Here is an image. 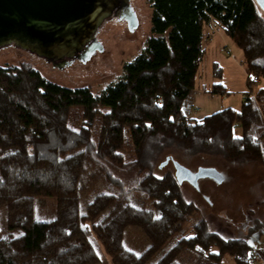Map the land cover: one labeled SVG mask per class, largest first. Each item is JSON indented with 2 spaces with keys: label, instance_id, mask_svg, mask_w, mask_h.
Returning a JSON list of instances; mask_svg holds the SVG:
<instances>
[{
  "label": "trees",
  "instance_id": "16d2710c",
  "mask_svg": "<svg viewBox=\"0 0 264 264\" xmlns=\"http://www.w3.org/2000/svg\"><path fill=\"white\" fill-rule=\"evenodd\" d=\"M150 3L144 52L100 92L60 86L28 63L0 66V264H179L185 250L197 264L226 256L253 264L249 240L264 231V218L238 239L205 218L187 229L198 208L172 172L159 178L154 166L170 150L264 166V133L254 135L262 117L250 95L239 110L184 113L213 25L243 52L248 87L264 81V12L255 0ZM209 93L227 91L215 84ZM132 171L134 185L117 176ZM47 198L55 215L42 220L36 211ZM130 230L146 238L142 249L128 244Z\"/></svg>",
  "mask_w": 264,
  "mask_h": 264
},
{
  "label": "rangeland",
  "instance_id": "374dc122",
  "mask_svg": "<svg viewBox=\"0 0 264 264\" xmlns=\"http://www.w3.org/2000/svg\"><path fill=\"white\" fill-rule=\"evenodd\" d=\"M137 10L139 25L135 33H128L124 25L108 23L105 30L98 35L103 42L104 53L91 63L81 64L78 60L59 70L45 58L25 50L15 44L0 48V66H18L22 63L31 64L44 78L67 88H91L100 92L114 83L122 75L126 63L132 62L140 56L146 42L152 35V8L150 0H132ZM215 25L207 28L203 47L204 58L196 80V89L191 92L184 103V113L188 116L197 112V119H202L217 111L226 108L240 109L247 95L256 103L262 120L254 131L255 136L264 133V95L262 100L257 96L264 89V81L248 87V74L241 49ZM211 34V38L208 35ZM215 84H222L227 93L224 95L203 93V87L213 88ZM235 134L241 136L239 127ZM174 159L191 171L197 169H215L224 176L223 184L211 179H203L196 190L188 183L182 185V192L187 201L193 202L198 208L194 218L186 226L205 218L211 230L225 238L245 237L249 226L257 217L264 218V207L261 203L264 198V166L259 162L246 165H233L222 158L201 155L194 158H184L174 151H167L154 166V173L161 178L169 171L175 176V168L171 160ZM117 176L134 185L137 180V171L129 173L117 172ZM91 198L88 197L86 201ZM55 202L51 198L41 200L36 215L42 220H50L55 215ZM4 213L0 215V221ZM127 242L136 250L147 244L146 238L138 230H130ZM252 253L255 255V264H264V231L250 237ZM109 260V259H108ZM199 257L193 252L185 250L180 256L179 264H197ZM224 264H235L230 256H226Z\"/></svg>",
  "mask_w": 264,
  "mask_h": 264
},
{
  "label": "water",
  "instance_id": "95a60500",
  "mask_svg": "<svg viewBox=\"0 0 264 264\" xmlns=\"http://www.w3.org/2000/svg\"><path fill=\"white\" fill-rule=\"evenodd\" d=\"M255 1L264 12V0ZM108 23L135 33L139 19L132 0H0V48L15 44L61 70L75 60L91 63L103 54L98 35ZM171 162L180 186L188 183L199 190L203 179L224 182L215 169L193 172L174 159Z\"/></svg>",
  "mask_w": 264,
  "mask_h": 264
},
{
  "label": "crops",
  "instance_id": "0c3cea01",
  "mask_svg": "<svg viewBox=\"0 0 264 264\" xmlns=\"http://www.w3.org/2000/svg\"><path fill=\"white\" fill-rule=\"evenodd\" d=\"M217 33H223L222 31H217ZM224 34V33H223ZM225 35V34H224ZM211 34H209L208 35V38H211ZM260 83V82H259ZM209 90H210V87H203L202 88V91H203V93H206V94H208L209 93ZM230 108H232V107H230ZM233 109H236V107L235 108H233ZM236 110H238V109H236ZM199 111V110H198ZM198 111H195V112H192L190 115H188V117L189 118H193V119H197L196 118V116H197V112ZM222 111V110H221ZM217 112H219V111H217ZM216 113V112H215ZM214 114V113H213ZM255 260H256V257H255V259H254V261H253V264H255Z\"/></svg>",
  "mask_w": 264,
  "mask_h": 264
},
{
  "label": "flooded vegetation",
  "instance_id": "af4514ba",
  "mask_svg": "<svg viewBox=\"0 0 264 264\" xmlns=\"http://www.w3.org/2000/svg\"><path fill=\"white\" fill-rule=\"evenodd\" d=\"M198 171V169L197 170H195V171H193V172H197ZM212 180V179H211ZM213 181H215V180H213ZM216 182V181H215ZM223 184V183H222Z\"/></svg>",
  "mask_w": 264,
  "mask_h": 264
}]
</instances>
